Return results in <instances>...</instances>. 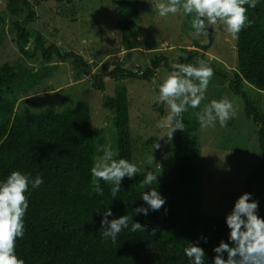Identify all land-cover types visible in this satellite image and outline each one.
<instances>
[{"label":"trees","instance_id":"16d2710c","mask_svg":"<svg viewBox=\"0 0 264 264\" xmlns=\"http://www.w3.org/2000/svg\"><path fill=\"white\" fill-rule=\"evenodd\" d=\"M21 1L28 12L17 26L18 47L26 55L40 49L46 62H50L52 54L57 55L58 63L69 60L75 80L89 75L92 84L102 88L106 77L151 81L161 63L173 70L168 57L157 51L141 69L126 66L134 48L131 39L136 37L140 21L137 0H118L116 25L126 50L123 59L103 61L94 70L92 61L85 56L73 51L62 52L53 42L46 46L39 31L25 26L35 18V12L31 3ZM247 16L254 23L242 30L235 40L236 65L231 74L212 62L207 63L214 69L213 77L228 81L229 88L242 93L245 115L258 124L261 162L244 181V193H251L252 180L264 170V107L260 112L244 94L242 86L249 84L264 90V0H259L255 8H248ZM187 18L184 26L191 19ZM212 32L213 26H208L210 38ZM156 47L154 42H146L145 49ZM205 48L207 45H201V49ZM204 58V53L196 49L181 48L176 63H195ZM55 65L46 63L29 69L9 62L0 64V183L13 171L30 174L33 180L39 175L44 181L37 189L29 185L25 234L16 242V255L25 264H191L184 248L187 243H193L204 249L206 264H213V248L221 240L229 242L230 230L226 216L201 211L197 189L201 172L194 161L199 150L192 147L193 154H189L183 146L196 136L197 121L193 119L199 108H189L183 114L185 131L173 133V176L151 185L166 198V204L147 216L133 215V220L145 225L146 231L131 232L130 221L129 228L122 230L116 243H112L102 237L103 213L111 209L113 216L109 220L132 216L136 207H147L141 198L143 191L149 189H142L135 176L131 180L123 179L115 197L111 194V185L104 181H100L102 196L92 191L90 169L94 165L95 144L100 142L101 128L93 126L87 106L62 111H33L26 106L29 91L48 77ZM102 106L113 113L117 154L114 158L133 163L125 88L121 86L113 95H103ZM260 217L264 218V214ZM153 228L157 229L155 235ZM201 237H206L207 242ZM224 256L226 259L227 254Z\"/></svg>","mask_w":264,"mask_h":264},{"label":"rangeland","instance_id":"374dc122","mask_svg":"<svg viewBox=\"0 0 264 264\" xmlns=\"http://www.w3.org/2000/svg\"><path fill=\"white\" fill-rule=\"evenodd\" d=\"M33 5L35 18L25 26L39 31L45 45L53 42L60 50L73 51L92 61L93 70L103 61L123 59L126 50L124 41L116 25L119 12L118 0H27ZM166 0H137L140 21L136 26V37L132 38L134 48L126 66L141 69L148 64L154 51L165 54L172 66L177 62L180 49H196L204 53L205 61L227 70L230 74L236 65L235 40L225 31L224 26H213L209 35L194 37V30L183 12L161 17L155 8L157 3ZM28 12L21 0H0V64L9 62L25 68L36 69L46 63H56L52 73L40 80L28 93L26 106L33 111L55 110L87 106L94 127L101 128L100 142L95 144L94 162L103 153V146L116 153V129L113 113L102 106L103 95H113L123 86L128 101L129 130L133 163L139 168L138 183L147 171L158 176V183L170 179L173 169V139L165 136L167 129L157 128V123L169 113L166 104L155 102L162 80L171 72L161 63L151 81L140 78L124 77L113 79L106 77L99 88L92 84L86 75L75 80L69 60L57 62L52 54L50 62L43 61L42 51L34 50L26 55L17 44V26ZM3 20V22L1 21ZM207 41V43H202ZM146 42H154V50L145 49ZM201 45L207 48L201 49ZM212 77L206 98L201 102L199 111L213 100L228 98L237 111V115L228 121L226 127L217 122L214 127H202L197 120L195 138L183 145L189 154L197 147L199 154L194 160L201 175L197 183L200 191L201 211L210 215L226 216L234 207L236 199L244 193V181L261 162L258 143V124L248 118L244 112L242 93L229 88L228 81ZM244 94L250 98L257 109L264 107V90H258L249 84L242 86ZM155 139V140H154ZM159 139V140H158ZM159 143V149H154ZM154 161L149 163V157ZM155 184V183H154ZM252 198L258 201V215L264 214V170L251 182Z\"/></svg>","mask_w":264,"mask_h":264},{"label":"clouds","instance_id":"9594fccd","mask_svg":"<svg viewBox=\"0 0 264 264\" xmlns=\"http://www.w3.org/2000/svg\"><path fill=\"white\" fill-rule=\"evenodd\" d=\"M258 2L259 0H166L157 3L155 8L161 17L181 11L185 16L191 17L189 23L194 30V37L207 36L208 26H224L231 38L238 40L241 31L254 23L249 20L247 11L248 8H255ZM172 68L162 80L155 98V102L166 104L169 108L168 115L161 119L156 127L167 129L160 139L166 136L170 141L175 131H185L183 114L188 112L189 108L200 107L214 75V69L203 59H197L195 63H174ZM236 115L234 104L226 97L211 101L202 111L196 113L197 120L205 128L214 127L217 122L221 127H226L228 121ZM159 147L160 144L155 143L153 150ZM98 150L103 155L95 160L90 169L92 191L102 196L104 193L100 181H104L111 185V194L115 197L121 190L123 179H133L137 176L139 168L127 159H115L117 154L109 148L101 146ZM153 161L154 156L149 157L148 162ZM158 176L153 171H147L139 182L142 189H149L143 191L141 198L147 207H136L132 216L122 215L111 220L109 217L113 216V213L110 208L103 213L100 223L105 240L110 239L112 243H116L122 230L129 228L130 221L131 232L146 231V226L134 221L133 215L147 216L150 211H160L166 204V198L157 188L151 187L154 183L158 184ZM43 183L39 175L33 180L30 179V174L26 175L20 171L11 172L4 182L0 183V264H25L24 260L16 255V242L25 234L24 217L29 208L26 193L30 184L33 189H37ZM252 195L248 192L241 194L226 215L225 222L230 230L229 242L221 240L218 246L213 248V264H264V218L257 214L259 204ZM156 231L157 229L153 228L152 234L155 235ZM200 239L207 242L206 237ZM184 254L191 264H206L205 251L197 244L187 243Z\"/></svg>","mask_w":264,"mask_h":264}]
</instances>
